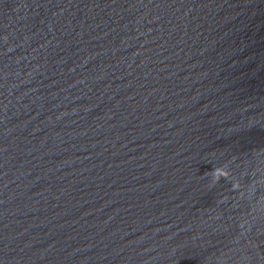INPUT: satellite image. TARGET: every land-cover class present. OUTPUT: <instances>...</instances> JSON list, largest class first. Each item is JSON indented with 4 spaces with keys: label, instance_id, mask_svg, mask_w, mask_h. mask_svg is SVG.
<instances>
[{
    "label": "water",
    "instance_id": "1",
    "mask_svg": "<svg viewBox=\"0 0 264 264\" xmlns=\"http://www.w3.org/2000/svg\"><path fill=\"white\" fill-rule=\"evenodd\" d=\"M0 264H264V0H0Z\"/></svg>",
    "mask_w": 264,
    "mask_h": 264
},
{
    "label": "clouds",
    "instance_id": "2",
    "mask_svg": "<svg viewBox=\"0 0 264 264\" xmlns=\"http://www.w3.org/2000/svg\"><path fill=\"white\" fill-rule=\"evenodd\" d=\"M214 171H216L217 173H219V169H216V170H214ZM225 175L227 174V173H224Z\"/></svg>",
    "mask_w": 264,
    "mask_h": 264
}]
</instances>
